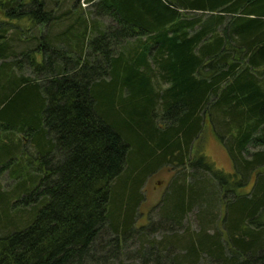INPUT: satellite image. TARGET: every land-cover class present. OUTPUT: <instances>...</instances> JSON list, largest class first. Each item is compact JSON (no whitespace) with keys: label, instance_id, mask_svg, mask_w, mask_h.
I'll return each instance as SVG.
<instances>
[{"label":"trees","instance_id":"1","mask_svg":"<svg viewBox=\"0 0 264 264\" xmlns=\"http://www.w3.org/2000/svg\"><path fill=\"white\" fill-rule=\"evenodd\" d=\"M0 16V170L22 179L0 187V264H119L166 163L187 173L141 264H264V0H0ZM206 125L232 174L193 151ZM194 210L198 232L178 235Z\"/></svg>","mask_w":264,"mask_h":264},{"label":"rangeland","instance_id":"2","mask_svg":"<svg viewBox=\"0 0 264 264\" xmlns=\"http://www.w3.org/2000/svg\"><path fill=\"white\" fill-rule=\"evenodd\" d=\"M82 6L89 20L93 19L97 21L98 23H100V26L109 25V22H107L105 19L101 20L95 15L90 16V13L92 12L93 9H90V7L86 6L85 4H83ZM11 25L12 27L17 26L19 31H22L23 33H27V35H33L34 33L44 34L46 32L45 28L32 26L30 23L22 20L13 21ZM130 42L132 43L133 40H130L129 43ZM27 77L35 78V76L31 75V72L27 73ZM11 135H13L14 137L13 142L16 143V141L23 139L24 145L25 146L28 145V140L26 137L18 133ZM30 149H31L30 146L26 148V154L24 153V155L26 156L23 155V157L25 159L28 158L29 163L31 162L33 164V167H35L36 165L33 162L34 157L29 156V152L30 153L32 152ZM194 150H196L198 154L199 152H203L204 155L208 158V160L215 166V169L222 171L225 174L233 173L232 163L227 153L225 152L221 144L217 140H215L208 125L205 126L199 139L193 145V151ZM27 154L29 157H27ZM8 165L9 167L0 170V187L4 192L11 191L12 189L16 188V186L20 183V181H22V179H20L21 177L18 180L16 176L13 175L11 176V171L13 170L14 163ZM28 172L35 174L34 170L31 168H29V170H27L26 173ZM182 173L186 174L187 173L186 169H184L183 167H178L176 165L166 163L160 166L159 168H157L152 173H150L147 177H145L142 186L139 190L141 199L136 209V216L133 223V234L128 238L127 242H124L122 244L123 250L121 251V257H119V261H118L119 264H141L137 254L135 255V253L139 248V239L141 236L145 235L149 241H154V242H160L165 237L166 233L161 227L162 217L160 214V210L162 206V200L165 197V195L169 192L174 181H176L179 175ZM250 188L251 186H245L238 193L247 195L250 191ZM226 195L223 194V197ZM225 203H226V198H222L221 196L220 203L216 205L213 213L214 220L212 227V229L214 230L216 229V231L221 233L223 238H225L224 237L225 233L223 231ZM186 230H188L191 233L190 235L193 236H195V234L198 232L199 222L197 219L196 210H194L192 213L189 212L186 219L184 220L182 228L178 229V235L182 236L183 234L186 233ZM147 264H151V263H147ZM208 264H215V263L208 262Z\"/></svg>","mask_w":264,"mask_h":264},{"label":"bare ground","instance_id":"3","mask_svg":"<svg viewBox=\"0 0 264 264\" xmlns=\"http://www.w3.org/2000/svg\"><path fill=\"white\" fill-rule=\"evenodd\" d=\"M22 186V185H21Z\"/></svg>","mask_w":264,"mask_h":264}]
</instances>
